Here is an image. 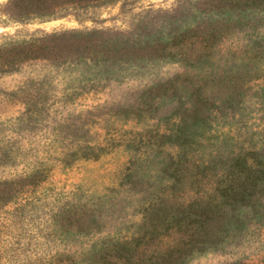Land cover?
<instances>
[{
  "label": "rangeland",
  "instance_id": "rangeland-1",
  "mask_svg": "<svg viewBox=\"0 0 264 264\" xmlns=\"http://www.w3.org/2000/svg\"><path fill=\"white\" fill-rule=\"evenodd\" d=\"M0 264H264V0H0Z\"/></svg>",
  "mask_w": 264,
  "mask_h": 264
},
{
  "label": "trees",
  "instance_id": "trees-1",
  "mask_svg": "<svg viewBox=\"0 0 264 264\" xmlns=\"http://www.w3.org/2000/svg\"><path fill=\"white\" fill-rule=\"evenodd\" d=\"M178 125H180V122H179V124ZM200 137H202L201 135H200ZM205 138V137H204ZM203 137H202V139H199V143L198 144H202L203 142H204V139ZM180 147H179V149H174L173 151H174V154H173V157H175L176 155H178V153H180L181 152V149L184 147L183 145H179ZM186 146V145H185ZM191 160H192V157H191ZM214 162L212 161V160H203V159H201V158H199V159H197L196 157L193 159V162H192V165H191V169L190 170H194V172H207V171H211V170H214V164H213ZM228 167H230V169H231V167H232V165L230 164ZM229 170V169H228ZM200 202V201H202V197H199L197 200H195V202ZM190 203V202H189Z\"/></svg>",
  "mask_w": 264,
  "mask_h": 264
}]
</instances>
